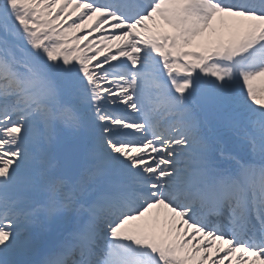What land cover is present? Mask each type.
<instances>
[{"label": "snow or ice", "instance_id": "obj_1", "mask_svg": "<svg viewBox=\"0 0 264 264\" xmlns=\"http://www.w3.org/2000/svg\"><path fill=\"white\" fill-rule=\"evenodd\" d=\"M0 264H264V0H0Z\"/></svg>", "mask_w": 264, "mask_h": 264}, {"label": "bare ground", "instance_id": "obj_2", "mask_svg": "<svg viewBox=\"0 0 264 264\" xmlns=\"http://www.w3.org/2000/svg\"><path fill=\"white\" fill-rule=\"evenodd\" d=\"M105 29H108V26L107 25H105ZM109 34H111V30H109ZM94 35L95 36H99L100 34L99 33H95ZM97 43H99V41H97ZM113 51H115V49H113ZM257 83L259 84L260 82L257 81Z\"/></svg>", "mask_w": 264, "mask_h": 264}, {"label": "rangeland", "instance_id": "obj_3", "mask_svg": "<svg viewBox=\"0 0 264 264\" xmlns=\"http://www.w3.org/2000/svg\"><path fill=\"white\" fill-rule=\"evenodd\" d=\"M102 58V57H101ZM257 83V82H256ZM257 85H259L258 83H257Z\"/></svg>", "mask_w": 264, "mask_h": 264}]
</instances>
